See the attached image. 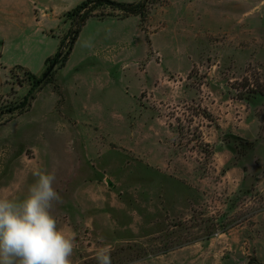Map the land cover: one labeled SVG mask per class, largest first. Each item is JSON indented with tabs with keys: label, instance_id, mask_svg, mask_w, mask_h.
Masks as SVG:
<instances>
[{
	"label": "rangeland",
	"instance_id": "374dc122",
	"mask_svg": "<svg viewBox=\"0 0 264 264\" xmlns=\"http://www.w3.org/2000/svg\"><path fill=\"white\" fill-rule=\"evenodd\" d=\"M39 1L0 0V198L54 173L72 264H264V0L98 8L21 110L76 7Z\"/></svg>",
	"mask_w": 264,
	"mask_h": 264
},
{
	"label": "clouds",
	"instance_id": "9594fccd",
	"mask_svg": "<svg viewBox=\"0 0 264 264\" xmlns=\"http://www.w3.org/2000/svg\"><path fill=\"white\" fill-rule=\"evenodd\" d=\"M37 178L21 201L0 198V264H72L75 243L58 228L52 214L61 202L54 173L36 170ZM96 264H113L111 249L95 252Z\"/></svg>",
	"mask_w": 264,
	"mask_h": 264
},
{
	"label": "trees",
	"instance_id": "16d2710c",
	"mask_svg": "<svg viewBox=\"0 0 264 264\" xmlns=\"http://www.w3.org/2000/svg\"><path fill=\"white\" fill-rule=\"evenodd\" d=\"M150 0H137L135 2H120L117 0H86L77 5L74 9L66 13V17L71 20V26L63 40L60 42L54 57L47 60V66L44 73L38 76L30 70L25 73L31 80V87L20 104V108L24 109L31 105V101L35 99V93L45 84L51 83L54 79L56 70L65 67L73 46L76 43L82 28L86 22L93 17L98 8H107L121 12V17L127 18L132 15L140 16L145 19L147 6ZM101 17H104L100 15ZM59 87L56 86L58 90ZM247 264H259L256 259H251Z\"/></svg>",
	"mask_w": 264,
	"mask_h": 264
},
{
	"label": "crops",
	"instance_id": "0c3cea01",
	"mask_svg": "<svg viewBox=\"0 0 264 264\" xmlns=\"http://www.w3.org/2000/svg\"><path fill=\"white\" fill-rule=\"evenodd\" d=\"M68 1L70 2V5L67 8V10L70 9V8H73V7L77 6L79 3H81L82 0H68ZM30 2L33 3L32 4V7H31V10L35 9V12L36 13H40L38 11V9H37V8L43 9L42 8V4L40 3V1L39 0H30ZM47 7H48L47 5L44 6V8H47ZM20 10H21L20 7H16V6L14 8L0 7V11H2V12H10V11L11 12L12 11L13 12H16V11H20Z\"/></svg>",
	"mask_w": 264,
	"mask_h": 264
}]
</instances>
